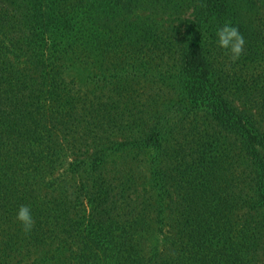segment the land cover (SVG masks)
<instances>
[{
    "label": "trees",
    "instance_id": "16d2710c",
    "mask_svg": "<svg viewBox=\"0 0 264 264\" xmlns=\"http://www.w3.org/2000/svg\"><path fill=\"white\" fill-rule=\"evenodd\" d=\"M0 264H264V0H0Z\"/></svg>",
    "mask_w": 264,
    "mask_h": 264
},
{
    "label": "clouds",
    "instance_id": "9594fccd",
    "mask_svg": "<svg viewBox=\"0 0 264 264\" xmlns=\"http://www.w3.org/2000/svg\"><path fill=\"white\" fill-rule=\"evenodd\" d=\"M245 40L239 29L231 22H224L215 30V44L223 50L231 61H236L242 51ZM16 220L20 223L25 233L30 232L34 219L29 205H20L16 212Z\"/></svg>",
    "mask_w": 264,
    "mask_h": 264
},
{
    "label": "rangeland",
    "instance_id": "374dc122",
    "mask_svg": "<svg viewBox=\"0 0 264 264\" xmlns=\"http://www.w3.org/2000/svg\"><path fill=\"white\" fill-rule=\"evenodd\" d=\"M188 14H186V16H187Z\"/></svg>",
    "mask_w": 264,
    "mask_h": 264
}]
</instances>
